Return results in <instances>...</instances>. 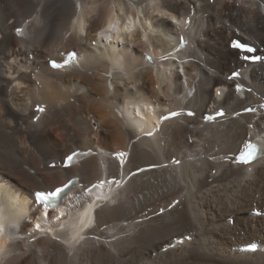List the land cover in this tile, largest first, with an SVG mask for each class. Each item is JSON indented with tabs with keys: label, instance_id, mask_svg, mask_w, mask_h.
<instances>
[{
	"label": "bare ground",
	"instance_id": "obj_1",
	"mask_svg": "<svg viewBox=\"0 0 264 264\" xmlns=\"http://www.w3.org/2000/svg\"><path fill=\"white\" fill-rule=\"evenodd\" d=\"M182 17L191 19L187 87L175 60L152 64L143 54L150 46L158 57L186 52L178 48ZM108 21L113 43L90 47ZM236 38L257 48L241 55L264 56V0H0V264H264V159L252 167L225 160L249 125H264V115L243 111L264 101V61L247 66ZM70 49L79 63L49 67L47 58ZM235 71L250 91L234 89ZM176 108L179 116L143 135ZM220 109L224 121L205 122ZM77 149L101 155L64 168L61 157ZM106 171L111 195L95 208L97 187L87 189ZM72 178L79 182L69 198L79 206L64 205L60 221L34 215L35 191ZM87 206L95 222L71 236L72 218Z\"/></svg>",
	"mask_w": 264,
	"mask_h": 264
},
{
	"label": "snow or ice",
	"instance_id": "obj_2",
	"mask_svg": "<svg viewBox=\"0 0 264 264\" xmlns=\"http://www.w3.org/2000/svg\"><path fill=\"white\" fill-rule=\"evenodd\" d=\"M109 29L112 28V25L109 24ZM102 31H104V29H102ZM17 33L22 32V29L17 28L16 29ZM100 33H97V37H100ZM104 41L109 43V45H111L113 43V38L112 36H105L103 37ZM143 39L145 41H147V36L143 37ZM181 41L183 40V38H180ZM116 43L119 44L121 49H124L127 45L125 44V41L123 39H121L119 36L116 37ZM90 47L92 48H97L98 47V43L97 40L94 39L91 42ZM232 47L237 49V56L239 59L243 60V61H264V56L261 55H241V51L248 53V54H253L257 52V48L250 46L247 43H241L240 41H235L232 44ZM63 56V59L60 62H57V60L55 59H51V58H47L46 62L50 65V67L52 69H56V70H61L66 68L67 66L71 65V63L76 59L77 53L76 51L72 50L69 51L66 55H64L63 53L61 54ZM144 55L146 56V59L151 62V63H155V60L152 56H148L146 53H144ZM174 59L173 53L172 52H168L166 55H163L160 57V59L162 60H168V59ZM179 72L182 73L183 69H178ZM106 75L111 78L112 73L108 72L106 73ZM240 75V73L238 71H235L232 73V75L229 77V79H233L235 77H238ZM117 83H119V81H117ZM109 87H111V82L109 83ZM132 85L129 84V88H131ZM240 85H236L237 90L240 89ZM134 91V89H133ZM250 91V90H249ZM189 95H191V93H189ZM36 111L43 113L45 112V107L41 106V105H37L36 106ZM243 111L245 112H252L253 109L251 108H245ZM224 111L223 109H220L219 111L215 112L214 114H206L204 116V119L206 121H213L215 120L217 117H222L224 116ZM237 116L240 115L239 112L235 113ZM180 113L176 112V111H170L168 112L167 115H161L160 117V121H164V120H170L174 117L179 116ZM188 116H195L196 113L189 111L187 112ZM36 120H39L40 117L39 116H35L34 117ZM160 121H157V124L160 123ZM248 127H251V125H249ZM146 135H152L151 132L146 133ZM247 135V133H246ZM137 139H139V137H137ZM90 151V150H89ZM239 156L237 158V162L239 163H243V164H249L251 163L253 160L256 159L257 154L260 152V150L258 149L257 145L253 144L250 142V140L245 141L243 143V147L242 149H239ZM77 155H81L86 157L88 155L87 152H76V151H72L71 154H65L63 157H61L62 160H64L65 163V167H70L71 162L73 160V158ZM115 155L119 158H121L120 162L121 164H123V157L126 155L124 152H117L115 153ZM85 164H88V161H85ZM50 167H55V164L50 165ZM138 171H142V170H138ZM75 181L73 180H69L68 183L63 184L62 186L59 187H55L53 186L51 190H47V191H40V192H34L33 193V200L36 202V204L38 206H40L39 208H37L36 210H34V215L37 213H42L43 216H47L48 215V210H52V214L55 218L56 221H60L62 218H64L66 216V212L64 210H61L60 205L64 204L65 208L68 209V211H72L75 207L79 206V197H68V193L70 191H72V189L75 187ZM104 181L100 180L98 184H92L90 188L87 189L88 193H91L92 188H96V187H101L103 186ZM95 203V202H94ZM96 207H100L101 205L96 204ZM91 208V206H89ZM38 218H40L38 216ZM89 227H91V225H88ZM34 231L36 232H43L44 229L41 228V224L40 223H36L34 225ZM48 231L50 232L51 229L49 228ZM31 235V233H30ZM54 239H58V237H53ZM36 239L35 236H33V240Z\"/></svg>",
	"mask_w": 264,
	"mask_h": 264
},
{
	"label": "rangeland",
	"instance_id": "obj_3",
	"mask_svg": "<svg viewBox=\"0 0 264 264\" xmlns=\"http://www.w3.org/2000/svg\"><path fill=\"white\" fill-rule=\"evenodd\" d=\"M188 147V146H187ZM228 222V221H227Z\"/></svg>",
	"mask_w": 264,
	"mask_h": 264
}]
</instances>
